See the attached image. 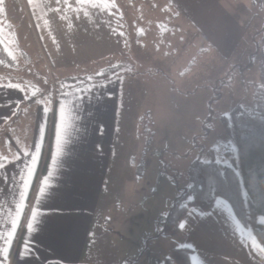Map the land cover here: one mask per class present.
Masks as SVG:
<instances>
[{"label":"rangeland","instance_id":"obj_1","mask_svg":"<svg viewBox=\"0 0 264 264\" xmlns=\"http://www.w3.org/2000/svg\"><path fill=\"white\" fill-rule=\"evenodd\" d=\"M106 4L121 15H137L117 22L125 35L121 51L92 62L90 58L75 68H60L47 59L46 50L50 52L52 45L58 55L55 62L67 60L70 52L76 58L92 52L109 27H117L102 16L110 9L98 8ZM57 16L63 24L55 22ZM82 31L89 38L73 39ZM0 33L20 58L19 72L0 70V84L23 95L18 104H29L30 98L37 102L25 107L26 117L39 108L38 119L42 122L45 115L47 125L50 112L48 136L56 88L60 93L71 76L99 73L113 64L109 58L135 74L121 77L119 119L126 127L118 134L123 143L134 139L145 148L136 155L129 145L123 155L113 158L99 221L108 210L107 225L118 230V242L114 240L112 249L99 242V250L107 257L111 253L113 264H167L172 249L182 245V236L159 234L160 218L192 184L191 163L214 158L242 173L234 132L222 117L230 114L238 97L248 106L254 102L264 52V0H0ZM45 33H52L49 43ZM68 36L72 37L58 53L57 43ZM128 97L135 100L130 106ZM21 127L25 131V120ZM214 148L219 151L213 152ZM41 154L42 147L34 154L38 163ZM230 156H236L235 161ZM110 228L107 234H112Z\"/></svg>","mask_w":264,"mask_h":264},{"label":"crops","instance_id":"obj_2","mask_svg":"<svg viewBox=\"0 0 264 264\" xmlns=\"http://www.w3.org/2000/svg\"><path fill=\"white\" fill-rule=\"evenodd\" d=\"M105 6L110 11L109 14L102 11V16L113 25L129 15H121L115 7L111 8L107 4L98 5V8ZM61 7L59 5L56 8L59 11ZM58 16L55 22L63 24ZM136 18L137 15H132V19ZM120 26L109 27L111 30L93 51L79 54L78 58L70 52L67 60L55 62L54 57L58 55L55 56L53 45L50 52L46 50V55L44 50L41 52L60 68H75L76 65L87 63L90 58L92 62L108 55L110 51H121L124 33L118 31ZM51 34H44L45 43L50 42ZM140 35L149 36L144 33ZM82 36L89 38L82 31V35H73V39H82ZM71 37L57 43L58 53ZM137 39L139 41V37ZM0 48L4 49L8 57L7 68L3 70L19 72L18 52L8 47L1 33ZM139 49L141 47L137 51ZM155 50L160 51V48ZM110 61L113 64L106 65L99 73L108 67L121 66L118 75L112 79L56 94L50 141V112L48 126L44 113L42 122L39 121V108L34 109L35 115L34 112L33 116L28 113L26 117L25 107L37 102L30 98L32 101L29 104H18L23 100V95L8 85L0 84V163L4 165L0 167L2 264H8L23 222L22 237L12 264H113L112 254L107 257L105 251L99 250V242L102 247L112 249L114 240L118 242L115 234L119 235V232L107 225L108 210L104 211L99 221V205L104 200L102 198L113 170L114 156L123 155L126 148L130 149L129 145L139 155L137 150L145 146L134 139H126L124 143L122 138L120 140L118 132L126 127L119 119V107L122 105L121 77L135 74L123 69V63H117L112 58H109ZM31 63L32 58L28 65ZM132 101L135 100L128 97L127 106L132 105ZM19 105L22 107L17 112L15 110ZM24 120L25 131L21 127ZM2 141L4 146L1 145ZM41 147L38 163L34 154ZM48 147L50 150L45 161ZM259 220L264 222V216H260ZM181 227V246L191 249V264H264V247L237 217L225 198H217L211 208L205 211L190 208L181 221ZM107 228L113 230L112 234L106 233Z\"/></svg>","mask_w":264,"mask_h":264},{"label":"trees","instance_id":"obj_3","mask_svg":"<svg viewBox=\"0 0 264 264\" xmlns=\"http://www.w3.org/2000/svg\"><path fill=\"white\" fill-rule=\"evenodd\" d=\"M259 66V80L255 86L254 102L248 106L238 97L230 114L222 117L226 128L234 132L236 154L242 173L235 165L214 158L194 160L189 167L192 184L185 188L172 203L168 213L160 218L159 234L176 236L183 233L181 221L190 208L205 211L219 197L225 198L241 222L264 247V52ZM0 60L7 68L8 57L0 48ZM121 66L108 67L92 76L71 77L59 92L67 89L104 82L118 75ZM58 89L56 88V94ZM52 136L53 124L50 127ZM50 147L45 151L48 157ZM219 151L218 149H212ZM229 153H232L229 151ZM235 161L236 156H230ZM21 240V239H20ZM191 249L180 246L172 249L167 264H191Z\"/></svg>","mask_w":264,"mask_h":264},{"label":"built area","instance_id":"obj_4","mask_svg":"<svg viewBox=\"0 0 264 264\" xmlns=\"http://www.w3.org/2000/svg\"><path fill=\"white\" fill-rule=\"evenodd\" d=\"M3 67V63L2 61L0 60V69ZM51 139V136L49 135V141ZM23 229H24V222L22 223V226L21 228L19 229V233L17 235V238L15 240V243L13 245V248H12V251H11V254H10V257H9V261H8V264H12L13 261H14V258H15V253L17 251V248H18V245L20 243V239L22 237V233H23Z\"/></svg>","mask_w":264,"mask_h":264},{"label":"snow or ice","instance_id":"obj_5","mask_svg":"<svg viewBox=\"0 0 264 264\" xmlns=\"http://www.w3.org/2000/svg\"><path fill=\"white\" fill-rule=\"evenodd\" d=\"M4 165L2 163H0V167H3ZM23 195V194H22ZM0 264H2V261H0Z\"/></svg>","mask_w":264,"mask_h":264}]
</instances>
